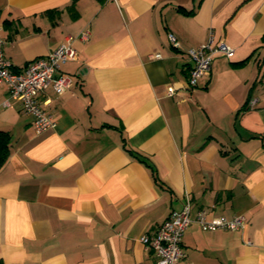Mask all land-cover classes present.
I'll return each instance as SVG.
<instances>
[{
  "label": "crops",
  "instance_id": "0c3cea01",
  "mask_svg": "<svg viewBox=\"0 0 264 264\" xmlns=\"http://www.w3.org/2000/svg\"><path fill=\"white\" fill-rule=\"evenodd\" d=\"M0 26L15 68L69 37L77 50L71 88L39 97L54 128L38 133L0 85L3 263L155 264L139 236L189 202L246 221L192 222L179 264H264V0H0ZM210 36L234 53L188 88L185 51Z\"/></svg>",
  "mask_w": 264,
  "mask_h": 264
},
{
  "label": "built area",
  "instance_id": "2783aa9c",
  "mask_svg": "<svg viewBox=\"0 0 264 264\" xmlns=\"http://www.w3.org/2000/svg\"><path fill=\"white\" fill-rule=\"evenodd\" d=\"M0 26V30H1ZM168 39L175 47L177 39L172 32H168ZM90 28H84L77 35V39L87 42L90 39ZM74 38L69 37L48 54L28 61L24 66L15 68L12 62L5 57L3 51L4 39L0 35V85L6 84L8 99L17 100L21 110L32 119L38 133L54 128L56 120L54 115L47 111L39 100L40 94L48 88L61 94L71 88L73 78L61 70L62 64L76 58L77 50L73 45ZM191 66L189 70L187 87L195 88L201 78L211 75V68L216 57L230 58L234 49L222 41H214L210 36L207 42L185 51ZM154 57H160L155 53ZM167 96L176 94L173 84L166 87ZM255 99L249 100L254 105ZM7 100L3 102L6 104ZM206 210L200 209L195 217L190 216V204L186 202L181 209L172 210L168 216L151 233L139 236V242L145 249L152 250L156 255L155 264H179L183 257L182 237L186 228L197 223L203 230H236L244 226L245 217L234 215L231 218L214 215L208 220Z\"/></svg>",
  "mask_w": 264,
  "mask_h": 264
},
{
  "label": "trees",
  "instance_id": "16d2710c",
  "mask_svg": "<svg viewBox=\"0 0 264 264\" xmlns=\"http://www.w3.org/2000/svg\"><path fill=\"white\" fill-rule=\"evenodd\" d=\"M10 134L7 131L0 130V168L6 162L10 155ZM135 157L141 162L145 163L147 166H151L149 158L140 153H134ZM0 264H5L0 260ZM11 264H20V263H11Z\"/></svg>",
  "mask_w": 264,
  "mask_h": 264
}]
</instances>
